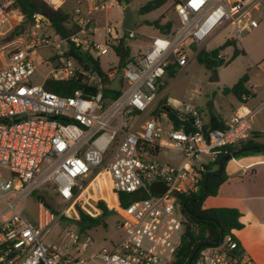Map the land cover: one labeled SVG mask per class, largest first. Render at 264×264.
<instances>
[{"label": "built area", "instance_id": "1", "mask_svg": "<svg viewBox=\"0 0 264 264\" xmlns=\"http://www.w3.org/2000/svg\"><path fill=\"white\" fill-rule=\"evenodd\" d=\"M263 2L179 0L173 30H160L135 61L119 69L120 95L106 104L107 84L93 65L85 69L66 54L71 46L93 59L112 51L111 44L120 35L107 28L102 43L93 27L95 12L111 7L110 3L87 0L76 9L72 20L79 29L68 39L41 35L37 21L29 31L4 41L13 21L23 15L7 9L9 0H0V53L7 59L0 69V264H173L184 232L177 194L189 196L202 189L205 164L215 161L220 148L248 138L250 124L246 115L236 114L224 128H205L200 111L190 105L183 107V113L176 112L194 120L193 131L174 128L168 118L163 125L160 118L140 123L135 117L151 110L170 64L185 66L228 24L240 41L258 25ZM40 48L49 52L44 62L48 69L43 82L33 84L37 70L33 56ZM119 71L106 75L114 80ZM73 77L84 86L70 96L44 88L46 80ZM248 97L243 95V101ZM156 148L179 153L180 162L159 160V152L152 153ZM152 182L161 183L165 191L130 199ZM39 190L49 191L64 209L58 215L39 201L36 221L31 223L23 213L27 198ZM121 195L129 196L127 205L121 203ZM99 201L119 217L117 228L123 238L118 244L87 260L82 252L89 240L81 243L74 232H67L73 253L45 242L60 216L76 220L81 210L97 217ZM240 249L231 230L199 250L191 264H256Z\"/></svg>", "mask_w": 264, "mask_h": 264}, {"label": "rangeland", "instance_id": "2", "mask_svg": "<svg viewBox=\"0 0 264 264\" xmlns=\"http://www.w3.org/2000/svg\"><path fill=\"white\" fill-rule=\"evenodd\" d=\"M12 0H9V3ZM149 0H131L130 6L136 14V24L132 33L130 44L134 52L144 51L148 43H151L154 37L158 36V29L149 26L146 22H153L160 19L161 24H166L169 20L176 22L175 6L173 1H169L163 7L150 12L146 15H138L139 8ZM87 0H50L53 7H60L69 16L74 15L76 9L84 7ZM99 4L110 3L111 7L104 10L96 11L94 14L93 27L96 28L97 40L105 43L107 40V28H114L118 35L125 34L122 29V21L124 17L123 9L116 2V0H98ZM264 11V2L258 10ZM23 18L13 21V27L9 30V35L19 26ZM31 27L26 28L22 33L29 31ZM39 33L41 35L49 36L53 34V29L45 22H40ZM21 33V34H22ZM17 37V36H16ZM14 37L13 39H15ZM233 38L237 49L243 50L245 55L239 54L232 59L234 54V47H226L221 51V56L225 61H230L229 64L215 68L206 69L199 64L196 58L190 61L174 74L173 77H164L162 96L172 110L183 113V107L190 105L199 107L203 110L204 115H208L207 104L226 103L227 101H234L236 98L231 93H225V88L237 82L244 71L249 67L250 62L247 55L257 58L264 54V14L259 19L258 25L251 31L243 34L240 41L236 40L234 36L233 26L228 24L223 29L219 30L205 45V50H213L222 46L227 40ZM12 39V40H13ZM49 52L47 49L40 48L34 54L33 58L37 65V70L32 76L33 84H41L44 76L47 73L48 66L44 64L47 61ZM6 57V55H5ZM99 62L106 72L119 71V64L112 51L105 56L99 58ZM3 65V58L0 57V67ZM158 91H161L159 89ZM211 111H213L211 109ZM163 125H166L164 119ZM178 154L169 149H162L158 155V159L165 162L175 163ZM175 161V162H174ZM39 199L45 200L49 206L56 212L61 213L63 207L57 204V198L49 191L39 190L31 194L27 198L26 208L24 210V217L31 223H35L37 218V205ZM110 204L113 202L106 199ZM94 213L93 211H91ZM95 214V213H94ZM100 215V214H99ZM97 215V216H99ZM80 216L78 219L79 220ZM104 224L101 223L96 227L81 232L79 226L71 220L65 223L58 222L46 236L45 242L47 244H56L64 252H74L67 232H74L79 236V241L85 242L89 240L88 247L82 252V257L90 259L91 256L97 254L102 249H111L113 245L118 244L123 238V232L117 228L119 217L116 214H110L103 218Z\"/></svg>", "mask_w": 264, "mask_h": 264}, {"label": "trees", "instance_id": "3", "mask_svg": "<svg viewBox=\"0 0 264 264\" xmlns=\"http://www.w3.org/2000/svg\"><path fill=\"white\" fill-rule=\"evenodd\" d=\"M125 1L128 4L131 2V0ZM169 1H173L174 6L179 2V0H149L139 8L137 14H149L163 7ZM7 9L18 10L23 15V21L10 35L8 34L4 38V41L12 40L26 28L35 25L37 21L45 22L50 25L53 29V34L49 35V37H56L58 39H68L79 29V27L73 23L72 16H69L60 7L51 6L45 0H12L10 4L7 5ZM146 24L161 30L162 33H170L175 26V21L169 20L166 24L162 25L161 20L158 19L153 22H146ZM131 39L129 34H121L116 43L111 44V49L117 59L119 69L128 61H135L138 58L139 53L134 52L130 44ZM230 46L234 47L232 59L239 54L245 55L243 50L237 49L235 41L227 40L222 46L216 49L210 51L205 49L199 50L196 55V60L206 69H215L227 65L231 60L225 61L221 56V51ZM66 56L76 59L85 69H90L92 64V69L101 77L102 83L107 85L111 83L112 80L107 77L106 71L103 70L99 59H93L91 56L79 52L74 46L70 47ZM179 69H181V66L172 63L167 68L165 76L169 78L173 77ZM247 82L248 73H245L232 87L225 88L224 92L231 93L237 100L243 101V95L250 96V92L246 88ZM163 85L164 81L162 80L158 85V89L163 90ZM83 86L81 79L77 77H73L66 81L49 79L44 83V88L47 91L64 97L70 96L74 90L82 88ZM119 95V91L103 90V97L106 104L115 100ZM164 104H166L165 100L162 101V105ZM156 111L166 114L174 128L179 129L183 127L187 131L194 130L193 125L187 121H182L176 111L171 110V112L167 113L160 109V107H157ZM224 127L223 122L220 121L218 117H213L211 125L205 128L221 129ZM260 139H264V135L261 133H254L252 136H249L235 145L220 148L215 161L205 164V172L202 174L201 180L202 189L200 195H197V191L189 196L177 194V201L180 204L181 214L184 218V232L180 246L175 254L173 264H188L193 256L194 258L197 257L199 250L220 241L222 237L220 231L226 234L231 230L242 228V224L239 222L240 212L237 209L228 207L206 208L204 207V203L209 197H215L222 184L228 180V175L226 173V165L228 162L220 165V160L229 154H233L232 159H239L251 155H264V142H258ZM247 148L252 149L247 150ZM157 152H159V148L152 150V153ZM39 201L49 206L45 200L39 199ZM120 201L123 205H127L130 202L129 196L121 195ZM96 206L101 211L100 215L97 217H90L79 210V220H72L60 216L58 222L65 223L67 220H71L79 226L81 232H85L101 223L106 227L103 218L115 213L108 210L105 203L102 201L97 202ZM56 213L59 215L58 212ZM198 246H200V248L195 254V250Z\"/></svg>", "mask_w": 264, "mask_h": 264}, {"label": "crops", "instance_id": "4", "mask_svg": "<svg viewBox=\"0 0 264 264\" xmlns=\"http://www.w3.org/2000/svg\"><path fill=\"white\" fill-rule=\"evenodd\" d=\"M149 45L150 43L144 50ZM137 52L141 53L143 51ZM0 57L3 58L1 69L7 64V59L4 53H0ZM247 57L250 65L241 76L248 73L246 88L249 90L250 96L244 101L235 99L231 102L227 101L216 105L207 104L208 115L204 116L203 110L197 107L205 127L211 125L213 117H218L225 126L236 114L246 115L250 124L248 137L254 133L264 135V54L257 58L249 55ZM235 83L230 85L229 88ZM162 93L163 90L158 92L149 112L136 115L135 122L141 123L152 117L160 118L161 121L164 119L165 123L167 122V115L156 111L157 107L163 110L162 101L165 99ZM186 121L191 125L193 124L190 120ZM258 142H264V139H260ZM162 149L167 148H161L160 152ZM177 154L179 157L176 158V162L174 161V165L180 162L181 155ZM226 173L228 180L222 184L215 197L206 199L204 207L237 209L240 212L239 222L242 224V228L233 230L234 236L247 257L251 258L256 264H264V155L231 159L226 165Z\"/></svg>", "mask_w": 264, "mask_h": 264}, {"label": "water", "instance_id": "5", "mask_svg": "<svg viewBox=\"0 0 264 264\" xmlns=\"http://www.w3.org/2000/svg\"><path fill=\"white\" fill-rule=\"evenodd\" d=\"M116 2L123 9L124 17H123V21H122V29L125 31V33L128 34L134 30V27L136 24V14L132 10L131 6L125 0H116ZM121 75H122V71L120 70L118 75L116 76V78H114V80H112V82L110 84L105 85L104 89L111 90V91H119L121 88ZM163 110L165 112L169 113V112H171L172 109L168 105L164 104ZM180 119L182 121L190 120L192 123L194 122V120L192 118L188 119L187 116L181 115ZM250 149H252V148H247V150H250ZM232 157H233V154L226 155L225 157H223L220 160V165H223L225 162L230 161L232 159ZM165 189H166L165 186H163L161 183L152 182L148 186L147 189H143L138 193L132 194L130 196V199L135 200V199L147 197L149 192L163 193L165 191ZM196 193H197V195H200L201 189H199ZM220 233L223 234L222 231H220ZM199 248H200V246H198L196 248L195 254L198 252ZM193 259H194V256L190 259L188 264H191Z\"/></svg>", "mask_w": 264, "mask_h": 264}]
</instances>
